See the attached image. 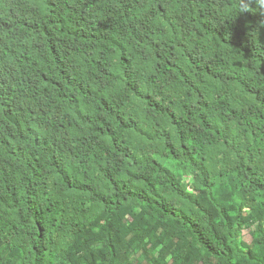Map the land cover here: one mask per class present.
Here are the masks:
<instances>
[{"label": "trees", "instance_id": "16d2710c", "mask_svg": "<svg viewBox=\"0 0 264 264\" xmlns=\"http://www.w3.org/2000/svg\"><path fill=\"white\" fill-rule=\"evenodd\" d=\"M263 227L264 0H0V264H264Z\"/></svg>", "mask_w": 264, "mask_h": 264}, {"label": "rangeland", "instance_id": "374dc122", "mask_svg": "<svg viewBox=\"0 0 264 264\" xmlns=\"http://www.w3.org/2000/svg\"><path fill=\"white\" fill-rule=\"evenodd\" d=\"M183 183L186 184V181L184 180ZM263 231H264V227H263ZM244 234L247 236V233H246V232H245ZM247 237H248V236H247Z\"/></svg>", "mask_w": 264, "mask_h": 264}]
</instances>
